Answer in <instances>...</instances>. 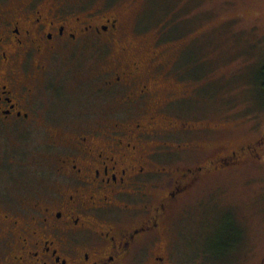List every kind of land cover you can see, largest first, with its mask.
<instances>
[{
  "label": "flooded vegetation",
  "instance_id": "obj_1",
  "mask_svg": "<svg viewBox=\"0 0 264 264\" xmlns=\"http://www.w3.org/2000/svg\"><path fill=\"white\" fill-rule=\"evenodd\" d=\"M53 3L31 0L0 14V134L45 123L35 110L46 100L36 94L57 83L45 62L64 46L96 55L87 83L113 107L94 117L95 127L53 133L55 162L45 177L52 189L25 208L0 211V264H173L169 236L179 201L203 178L259 155L245 145L199 166L160 163L200 150L195 136L202 129L164 113L158 118L157 53L138 57L116 17L64 14ZM45 119L61 123L46 112Z\"/></svg>",
  "mask_w": 264,
  "mask_h": 264
},
{
  "label": "rangeland",
  "instance_id": "obj_2",
  "mask_svg": "<svg viewBox=\"0 0 264 264\" xmlns=\"http://www.w3.org/2000/svg\"><path fill=\"white\" fill-rule=\"evenodd\" d=\"M29 1L0 0V14ZM53 2L62 4L64 14L116 17L138 57L157 53L158 118L165 114L202 129L195 136L200 150L179 151L160 163L199 166L215 152L224 156L245 145L259 155L203 178L179 201L171 215L173 264H264V113L254 110L255 76L264 63V0ZM91 54L87 48L59 49L45 62L57 83L36 94L38 101L46 100L35 110L45 123L33 124V132L23 127L1 132L0 211L25 208L35 195L52 189L45 177L55 162L53 133L95 127L94 117L113 107L87 83L96 67ZM166 99L179 101L165 107ZM45 112L61 123H49Z\"/></svg>",
  "mask_w": 264,
  "mask_h": 264
},
{
  "label": "trees",
  "instance_id": "obj_3",
  "mask_svg": "<svg viewBox=\"0 0 264 264\" xmlns=\"http://www.w3.org/2000/svg\"><path fill=\"white\" fill-rule=\"evenodd\" d=\"M254 84H255V88H257L258 99H259V100L257 99L258 102L257 108L255 107L254 110L261 111L262 113H264V63L261 66V68H259L256 72Z\"/></svg>",
  "mask_w": 264,
  "mask_h": 264
}]
</instances>
